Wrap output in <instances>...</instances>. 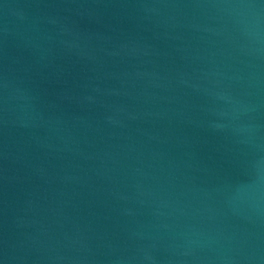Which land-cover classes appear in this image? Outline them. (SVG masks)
Here are the masks:
<instances>
[{"label":"water","instance_id":"95a60500","mask_svg":"<svg viewBox=\"0 0 264 264\" xmlns=\"http://www.w3.org/2000/svg\"><path fill=\"white\" fill-rule=\"evenodd\" d=\"M0 264H264V0H0Z\"/></svg>","mask_w":264,"mask_h":264}]
</instances>
